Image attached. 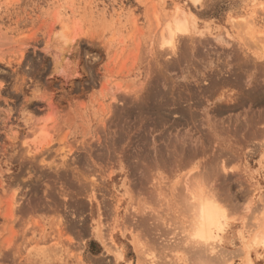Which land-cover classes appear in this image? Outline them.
Instances as JSON below:
<instances>
[{"label":"rangeland","instance_id":"1","mask_svg":"<svg viewBox=\"0 0 264 264\" xmlns=\"http://www.w3.org/2000/svg\"><path fill=\"white\" fill-rule=\"evenodd\" d=\"M177 4L199 30L169 54L157 23ZM245 28L264 44V0H0V264H197L183 181L217 193L219 249L248 264L264 236V47Z\"/></svg>","mask_w":264,"mask_h":264},{"label":"bare ground","instance_id":"2","mask_svg":"<svg viewBox=\"0 0 264 264\" xmlns=\"http://www.w3.org/2000/svg\"><path fill=\"white\" fill-rule=\"evenodd\" d=\"M193 1L196 4H200V1H202V0H193ZM170 10L171 11L168 13V15H169L168 18L167 17H166L167 19L164 18V19H166V20L163 19L164 22L161 21V19H162L161 18V19H159L160 21H158V23H157V27L159 28L158 30H160V31L157 30V32L160 33V37H159L160 39H158L157 41L161 40V42H160L161 45L160 44H158V45H160L162 47L165 46L164 49H166V46L168 47L169 50L166 53L169 52V54H171L170 52H172V54H173V52L174 53H178L177 51H179V50H177V49H179L178 48V46H179L178 45V42H179L178 40L179 39H177V36L178 35L183 34V33H188V34L190 33L191 34L192 32H198L199 29H198L197 23H196V16L193 14V12H190L189 10L188 11L187 10H183V8H181V6L179 4H177L174 8H172ZM165 16H166V14H165ZM231 19H232V22H233V26L236 29V27L238 28V26H239V28H240L242 24H246V22L248 21V16L247 15H242V16H239V17L231 16ZM249 20H250V18H249ZM246 25H248V24H246ZM248 26H251L250 23H249ZM250 31H252V30H250ZM250 31H249L248 28L245 30V32H247V34H248V32L250 33ZM240 32H242V31H240ZM53 33H54V31H53ZM226 33H227V31H226ZM256 33L259 34L260 32H256ZM229 34L232 35L231 33H228L227 36H230ZM52 35L53 36H52V39H51L52 40V42H51L52 44L51 45L53 47L55 46V48L57 47L56 49L63 50L66 47V45L69 42V40H71V39H69V37H67V33L64 32V30H60V31L57 30V32L54 33V34H52ZM184 35H186V34H184ZM184 35H182V37ZM244 35H246V34H243V36ZM259 35H256L255 32H254L253 34L247 36V37H250L254 41L255 44H258V45H256V46H258V48H259V46L264 47V44H261L260 45L258 43L259 40L261 39V35L262 34H259ZM156 36H158V34ZM223 37H224V35L221 34V33L220 34H217V36H215V38L217 40H220V41H223L224 40ZM156 38H158V37H156ZM51 45L49 44L50 47H52ZM180 51H181V49H180ZM61 54H63V52H61ZM162 54L165 55L164 53H162ZM55 56H57V55H55ZM61 57H62V55H61ZM54 59H55V61H54L55 66H57V65L59 66V62L61 63V61H59L60 59L58 58V56H57V58L54 57ZM145 87H146V85H145ZM150 93H152V92H150ZM135 97L136 98H139L138 92H137V94L135 93ZM155 97H156V95H155ZM146 104H147V101H146ZM125 105H126V103H124V106ZM138 108H140L142 110L144 109L143 105H140V107H138ZM157 109L163 111V109H165V108H164V106H160L159 105V107H157ZM122 110L123 109H121V111ZM166 111H167V109H166ZM128 112H129V110H128ZM212 174H209V176L207 178L209 179L211 177L210 175H212ZM216 174H217V172H216ZM197 176H200V178L202 177L201 175H197ZM203 177H206V175H204ZM212 177H214V176H212ZM190 178H193L194 179V177H190ZM190 178H187V179L189 180ZM196 178H199V177H196ZM194 180H196V179H194ZM194 180H193V182H194ZM201 180H200V182H202ZM183 182L181 183L182 185L177 186L178 187L177 192L175 193V196H173L176 199V200L174 199L175 200L174 203H176V205L178 206V207H174V208H178L177 209V213H178L179 217H180L181 214H184L183 216H185V220L182 219V218H184L183 216L181 217V221H183L182 222L183 224L181 223L180 226H181L182 233L185 234V237L183 239V240H185L184 242L187 243L185 246L188 245L185 248L189 252L192 251V253H194V254H192V253H190V254H192V256L194 255V257L196 258L194 260V258L192 257L193 260H194V262H193V260L191 259L192 260V263H196L195 262L196 260L197 261L200 260V261H198L199 263L197 262V264H201V261L203 262L202 264H231L232 263L231 262L232 261L231 260L232 257L228 258L229 256L223 254L224 253V250H222L223 252H221V250L219 249L220 247H222L220 245V242H221L220 241L221 234H222V232H224V230L228 226L229 219H230V217H229L230 215L228 216V213H227V211L225 209L226 207H223L224 203L221 206L222 200H221V202H218V201H220V198H219L218 201L216 200V198L219 197V196L217 195V193L216 194H215V192L214 193L213 192L211 193L210 190H208L207 188H204V186H206V184L205 185H201V183L199 182L200 184H197L196 185V184H194L195 182L198 183V180H196L193 183L194 185H196V187L193 188V190H192L190 188L191 186L189 185V183H191V182L188 181V183H185V186H183ZM175 189H176V185H175ZM215 195H217V196H215ZM229 201H231V200H229ZM243 220H245V219H243ZM179 239H180V237H179ZM250 242L251 243H248V244L245 243V244H247V246H246L247 247V252L246 253L249 256L248 257V264H254L253 260L250 257V251L252 250V248H255V247H257V246H259V245H261V244L264 243V236L262 235V233H258ZM136 243H139V242L136 241ZM139 245L140 244H138V246ZM139 247L141 248V245ZM116 249H117V254L120 257H123V252L121 251V249L119 247L116 248ZM223 249H225V248H223ZM240 252H242V251H240ZM139 254H140V252H139ZM145 254H146V252H145ZM225 256H227V258ZM189 259H190V257H189ZM229 262H231V263H229ZM148 263H149V261H148ZM146 264H147V262H146Z\"/></svg>","mask_w":264,"mask_h":264}]
</instances>
